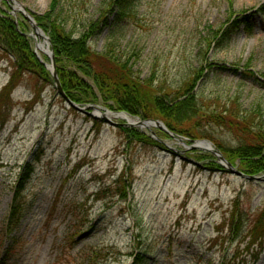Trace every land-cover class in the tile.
Segmentation results:
<instances>
[{
    "label": "rangeland",
    "instance_id": "1",
    "mask_svg": "<svg viewBox=\"0 0 264 264\" xmlns=\"http://www.w3.org/2000/svg\"><path fill=\"white\" fill-rule=\"evenodd\" d=\"M16 1L38 24L51 0ZM107 1H64L67 28L76 35L98 21ZM11 6V0H0V10L14 17L35 48L43 40ZM235 16L239 26L228 42L208 45L207 26L223 30ZM105 21L89 41L94 52L112 41L117 52L131 57L137 75L153 74L155 82L169 87L201 67L205 71L194 92L210 104L207 111L224 109L221 105L232 100L242 113L256 103L264 111V0H134L123 18L109 14ZM9 71V58L0 49V89ZM90 104L99 111L70 106L53 83L28 74L0 103V264H132L139 252L142 264H218L222 254L231 264H264V245L252 262L244 242L213 240L239 192L252 215L264 210V180L250 185L226 167L215 169L209 151L188 147L191 140L205 139L218 151L216 143L232 148L241 140L231 129L204 118L183 123L190 135L129 126L147 132L158 145L129 141L118 127L124 119L108 117V122L99 113L115 110ZM36 155L34 172L19 193L21 218L9 233L14 187ZM130 159L133 180L125 196L108 193L98 199L104 183L121 172L130 178ZM235 162L230 163L241 170ZM238 247L241 256L233 259Z\"/></svg>",
    "mask_w": 264,
    "mask_h": 264
},
{
    "label": "trees",
    "instance_id": "2",
    "mask_svg": "<svg viewBox=\"0 0 264 264\" xmlns=\"http://www.w3.org/2000/svg\"><path fill=\"white\" fill-rule=\"evenodd\" d=\"M64 1L67 0H51L44 13L36 19L50 38L57 76L68 98L79 104L101 102L109 109L125 111L141 119H159L169 130L177 133L186 132L188 135H190L189 128L183 123L192 119H195V122L203 118L211 120L228 127L241 140L232 148L219 147L216 143V147L224 156L232 163L238 162L244 173H264V111L260 103L254 104L252 109L245 113L238 111L237 107H232V104L237 103L236 100L230 101L227 107L225 104L221 105L224 109L218 110L214 107L207 111L210 104L198 101L194 92L195 82L204 74L205 69L200 67L175 87H169L162 82H155L153 74L147 78L137 75L131 57L117 52L112 41L106 44L102 52H94L89 41L96 36L100 28L106 26L105 17L112 14L117 18H123L134 0H108L104 6V13H101L98 21L87 23L81 31H77L76 35L73 34L71 27L67 28L68 14H64L65 10L62 8ZM240 18L241 21L246 20L244 16ZM238 21L235 16L223 30L212 25L207 26L210 30L208 45L218 47L228 42L239 26ZM243 24L247 26L245 21ZM21 30L22 28L19 30L8 11L0 10V49L10 62L9 78L0 89V103L11 95L27 74L53 83L50 73L36 56L30 38ZM118 127L129 141L139 140L144 143L147 141L158 145V141L156 139L154 141L147 132L129 126L118 125ZM161 132L169 136L166 132ZM191 136L200 135L191 134ZM210 156L214 157L212 154ZM132 157H135L134 154ZM211 157L208 162H214L215 169H222L223 167ZM38 160L39 157L34 156L30 163H25V168L19 174L8 216V222L13 226L9 233L17 227L21 218L19 193L23 184L34 172V164ZM132 167L133 159H130V178L124 177L121 172L112 179V183H104L97 192L99 194L97 198L104 199L108 193L124 197L127 187L133 180ZM249 183L254 185L253 180ZM242 195L243 192H239L233 199L228 214L222 218L221 229L216 227V231L221 235L213 240L222 238L227 241L244 242L245 250L251 249L249 256L252 257V262H255L264 245V210L260 209L255 213L256 215H252L254 211L250 213L245 208ZM238 249L239 247L232 252L233 259L241 256ZM227 257V254H222L218 264H231L226 262ZM142 262H144L143 254L139 252L132 264H142ZM233 264L239 262L236 260Z\"/></svg>",
    "mask_w": 264,
    "mask_h": 264
},
{
    "label": "water",
    "instance_id": "3",
    "mask_svg": "<svg viewBox=\"0 0 264 264\" xmlns=\"http://www.w3.org/2000/svg\"><path fill=\"white\" fill-rule=\"evenodd\" d=\"M11 1L15 5V7L11 6V9H12L11 13L14 16H15L16 12H19L20 14H22L24 16V18L30 23V25L34 31V35H36L37 37H39L43 40L42 43H36L34 47H35V49H38L40 52H42L43 54H45L48 57L49 64H45V66L49 70V72L51 73L56 91L65 99V101L70 106H72L74 108H77L80 110H84V109L98 110L99 108L97 105H94V104L80 105L78 103L73 102L72 100H70L66 96V94L63 92V90L60 86V82H59V79H58V76L56 73L54 54H53L52 49L50 48L49 37L46 34H44L42 29L33 20V17L24 9V7L18 1H16V0H11ZM43 47H45L46 50H44ZM99 113L103 116L104 120H106L108 122H110L108 117H120V118L124 119V122L122 123V125H124V126H137V127L146 128V129H149L152 126H156L159 129L166 131L169 135L173 136V133L171 131H169L164 126V124L158 119H140L138 117L131 116L124 111H109L106 109L104 112L100 111ZM89 114L93 115L92 112H89ZM93 116H95V115H93ZM176 139H178L179 141H183L185 138L183 136L178 135V136H176ZM188 147L191 149H200L203 151L211 152L212 154H214L218 158V162L222 166L226 167L230 172L241 177L243 180H246V179L247 180H264V174H260V175L246 174V173H243L241 170L237 169L230 162H228L223 157L221 152L218 151L217 149H215L214 145L208 140H205V139L192 140L191 143L188 145Z\"/></svg>",
    "mask_w": 264,
    "mask_h": 264
},
{
    "label": "bare ground",
    "instance_id": "4",
    "mask_svg": "<svg viewBox=\"0 0 264 264\" xmlns=\"http://www.w3.org/2000/svg\"><path fill=\"white\" fill-rule=\"evenodd\" d=\"M43 49H44V50H46V48H45V47H43Z\"/></svg>",
    "mask_w": 264,
    "mask_h": 264
}]
</instances>
